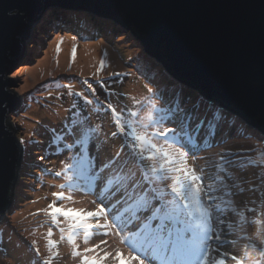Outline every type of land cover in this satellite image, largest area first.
Masks as SVG:
<instances>
[{
	"label": "bare ground",
	"instance_id": "6f19581e",
	"mask_svg": "<svg viewBox=\"0 0 264 264\" xmlns=\"http://www.w3.org/2000/svg\"><path fill=\"white\" fill-rule=\"evenodd\" d=\"M50 2L51 4H53L55 3V0H50ZM39 21L35 23L34 27L39 24ZM41 25L43 26V24ZM44 26L49 29L50 25L45 24ZM58 33L60 32L57 29L50 30V35H56ZM137 41V45L140 46L145 54L143 55L144 57H153L157 59V57H155L154 55L146 52L145 47L140 39ZM50 47V52L44 59H42V66L44 67L38 69H30L27 71L25 77L26 85L24 88L29 86L32 82L51 76L50 74H53L56 69L64 70L65 68L71 69V67H74L75 70L72 71L81 72L83 74H88L92 71L101 72L107 67L110 68V71L119 68H124L125 70H127L129 66H132L133 70L137 69L134 63L131 65L126 60L127 57H130L129 53H124L120 44L111 38L103 37L98 42H95L94 38L92 39V37H87L85 38V40H82L80 38L70 36L69 34L58 35L50 44ZM35 49L36 47L33 45L32 51ZM135 52L140 54V52L137 50H135ZM143 56L142 58L145 59ZM145 60L146 61L142 67L138 65V74L133 75V79L128 84V89L133 92V95H135L136 97L138 96L137 99L140 102L139 106L138 104L137 106H135L138 115L136 117V121L133 124L124 125V128H128L129 130H132L130 129V126H135L137 128L135 133H142L144 134V137L134 138V136H131L128 137L131 139L128 141L125 140L123 131L121 136L119 137L116 136V132L114 134L116 138L112 140V138L108 134V131L110 132V127L113 125L112 123H110L109 129L103 126L100 129L94 127L96 129V132L99 133L100 137L105 138V140H94L96 146L99 148L98 162L100 164V168L97 169V172L95 174L91 175L98 178L99 183L103 181L108 182L109 177H112L114 175L115 177H117L119 175V182L121 186L115 187V189H117V193L113 192V196H111V198L109 199V203L111 204L119 199L125 200V195L130 190L132 194L137 195V200L135 201H137L139 205L144 201L143 208L145 209V207L148 206V203L146 201H153V196L151 194H155V192L147 195L145 199L141 198L139 194L141 193L142 187L149 188V184H151L154 189H160L159 195H161V197L162 195H170L168 196L171 204L170 207L174 206L176 209L183 206L191 208L194 207L193 205L197 203L217 200V202L221 203L222 208L224 206L223 210L225 212V217L228 219L226 225L227 229L230 230V234L232 229L236 231V225L238 229L242 230V228L248 223L249 218H252V216L248 214L246 215V213L243 215L244 218L242 217V213L245 211L246 205L252 203L255 205L258 211L257 206L262 205V203L264 204V147H262L259 142L256 141V138L252 137H243L234 141L230 140L221 143H211L208 134L211 139H214V137L210 134L209 131L207 133L205 124L208 120L207 118H209L208 111H211L212 107H215L216 104L220 106L219 100H217L216 98L210 99L206 97L198 88L195 87L194 89L198 90L199 95L198 92L195 93L194 96L192 95L190 102H186L183 91L180 87L171 88L168 92H166L167 90L165 92L159 90V86H162L164 84L166 76H163V74L156 72L155 69H152L151 62H149V60L147 59ZM141 62L142 61H140L139 64ZM165 70L169 72L167 67L165 68ZM70 77L71 76L68 75L65 79L69 81ZM141 78L143 82L147 83L148 85L154 86L155 89H153V91H147L143 87V85H139L138 80ZM57 85L65 86V84H63L62 82ZM194 89L190 90L194 91ZM184 90L186 91V89ZM86 91L92 93V90L87 89ZM170 94L174 96L173 100ZM186 95L190 96L191 93L187 92ZM167 100L172 101L171 103H168ZM49 101L50 100H47L44 103H48ZM189 103H191V106L194 107L190 110V112L194 113L196 111L194 113V116H196V118H194L193 114L189 112H187L184 116L185 110L183 109H186L185 107L188 106ZM33 107L34 106L32 105V109ZM63 109V104L59 103L56 108L48 111H39L36 109L28 111L27 114L21 117V124L26 129V132L30 135L40 136L39 134L43 133L46 135V139L55 140L61 137L62 132L60 131V129L66 133V129L68 127L74 126L75 132L69 131L65 135L73 137L72 139L77 140L78 145L82 146L84 142L83 140H85V131H87L90 126L89 121L87 122V120H84L75 125L73 121L67 120V115L62 114ZM181 110L183 111V117L175 116L179 118L180 121L177 123L167 124V114L172 113L175 115V112L171 111ZM54 111H56L57 113H55ZM35 114L43 116L48 122V125L40 122L39 118ZM197 114L200 115L198 116ZM116 128L119 129L123 127L121 125L120 127ZM148 128L155 129L156 131L163 130L166 132V135L164 137H160L154 134L149 135L150 131L148 130ZM215 128L220 129L221 125L217 124ZM243 128L244 130L247 129L249 132H251V128L254 127H251L250 124L245 122V126ZM176 131H179V133H181V135L185 138L177 139V146L175 147L177 152H173V150L170 149V145L169 149H167V145L168 141H170L172 137L170 133ZM197 132H200L198 136L196 135ZM127 135H129V132H127ZM87 139L89 140V138ZM88 144L89 142L87 143V145ZM114 144L117 146L116 148L114 147ZM112 145L113 148L109 149L110 147H112ZM124 146L128 147L125 149V151L122 152L121 148ZM118 147H120V150L119 154L116 155ZM41 148L43 149L44 145L41 146ZM75 149H77V147L70 146L65 150H69L68 156H72L73 150ZM81 149L84 150V148L82 147ZM234 149H238V151H234ZM151 151H156L155 155H151ZM145 153H148L149 155L145 156V159L149 161V164H153L151 169H146L145 167L140 168L139 163H137L136 159H132V162L126 165L127 159H130L133 156H137V154L139 158L140 155H143L142 158H140L142 161ZM234 153L248 154L247 160H244L243 157H239L240 161L245 166L244 169L241 170L234 163H230V159L234 158ZM105 155L112 161L109 163L108 161H104ZM183 158H190L192 162H194L196 159H203L204 163L207 166L205 167L206 171L204 172V185L207 189L199 185V182L195 179L197 178V176L188 169L185 175V181L183 180L180 188L178 190L172 191V193L170 194V190H172L171 186L166 184L170 183L168 180L172 175L161 176L163 174V171L161 172V170H163L164 168L167 173L174 166L177 167V165L179 164L185 165ZM81 159L84 164H81ZM88 162L89 160L86 161L85 157L80 158V164L82 168H80L77 173L83 171L84 165L86 164L87 167L89 164ZM80 164H76L75 167H78ZM122 165H124V167L121 171ZM59 166V171H55L54 168H51L49 170V177L45 179L46 188L43 189L40 196L37 193L35 199L36 201L41 200L48 203L45 208L39 206L38 209H41L39 211H50L51 209H55L59 206L61 211L59 212V214L62 215V221L65 219L64 216L66 214L64 211L67 209V206H69L68 209L70 211V213L67 212L68 214H70L71 216L81 215L82 217L83 213L80 214L82 209L81 206L90 205L92 208H95L94 205H96V203L102 204L104 198L103 194L101 192L99 194H92L90 191L85 192L84 190L87 189V186L84 182H82V185L80 187L78 186V188L82 189L83 197L81 198H79V196L75 192H72L71 188L64 190L62 183L65 180H67L65 182H71V186L77 183V179H75L77 173H75V175L71 177L72 174H70L67 170V165L61 163ZM94 166L95 164L91 167ZM69 170H73V166ZM202 170V166L197 167V171L199 173H202ZM179 171L180 169L178 168L177 172ZM141 172L143 173V176H140ZM252 173L254 176V183L256 181L257 182L252 186L250 184L252 180H247V184L249 185L245 189L246 191L248 190L249 192H251L252 195L246 196L241 193H236V190H243L245 188L246 180L244 179V175L246 177V175H251ZM145 177H148V181L145 180ZM172 177L175 176L173 175ZM138 180L141 181L143 186H140L137 183ZM132 182H135L136 186L135 188L130 189ZM110 186L111 185H109L108 187ZM54 198L56 200L55 202L53 201ZM258 199H261V202H257ZM161 200L165 202L163 197ZM57 202L60 204L58 205ZM57 210L58 209H56V211ZM47 220H49V215L45 213H40L37 215L28 214L24 216L22 222L19 225V228L21 227L24 231L26 230L31 232V228H41L44 225L42 224V222H46ZM200 220H203L201 216ZM54 221L55 225H52L54 227V246H47L48 241L44 238H41L40 236H37L33 240L32 247L29 248L25 244L27 236H25L26 238L24 237L23 239V237H21L19 234V229L15 232V234H13V232L10 230L0 231V237H6L11 240V243H13V245H11V250L12 252H14L13 254L18 257V259L16 260V258L13 257L12 260L14 262H17L18 264H43L39 251L45 249L47 251L48 259L50 262H53V260L57 258V255L59 253L65 254L66 252H68L71 253L72 256L68 260V262H65L64 264H96L97 261H95V255L91 253V251H89L90 256L87 262L80 261L78 258L79 255L84 254V252H86L90 246L94 247V244H91V242L95 240L88 238L85 240L86 243H84L83 238L79 236V232L73 231L71 229V227L75 229L73 226L70 227L69 225H67L61 227L59 224H56L57 219H54ZM263 221L264 207L261 209V211H258L256 225H254V228L257 231V241L260 240V235L264 233V228H261L263 226ZM98 227L101 231H103L105 236H108V232L110 230L109 224H98ZM60 228L63 230H61ZM115 228H118V226H114L112 230ZM154 228L160 231H164L166 229L162 226H156ZM42 230L43 229H38L37 231L41 232ZM240 232L241 231L239 230V233ZM17 233L19 234V236L16 235ZM81 234L82 236L85 235L84 233ZM42 237L45 236L42 235ZM163 237L166 241H169L171 239L170 235L166 233L163 234ZM183 237L185 238V240L191 243L200 242V238L197 235L190 233L189 231H185ZM152 239L155 240L156 238L152 237ZM248 241L250 240H246V242L242 244V250L244 249L243 256L241 255V253L235 250L233 245L222 248L223 251H219V248H217L215 253L220 252L219 256L221 255L222 260H224L226 263L227 258L234 252L236 255L241 257V260H239L238 264H252L255 261L256 255L261 254L264 257V248H262L258 243L256 245L257 252L254 254V247H252L253 243ZM87 243H89L90 246H87ZM102 251L103 250L101 248L98 249V255H100V257L104 258L105 260L106 256ZM115 256L120 257L119 254H115ZM87 257V255L84 256V258L86 259ZM184 260L188 264L192 262L191 259L185 257ZM120 261L123 263V257H120ZM101 264L107 263L101 259ZM182 264L184 263L182 262ZM229 264L236 263H234V261H231Z\"/></svg>",
	"mask_w": 264,
	"mask_h": 264
},
{
	"label": "rangeland",
	"instance_id": "374dc122",
	"mask_svg": "<svg viewBox=\"0 0 264 264\" xmlns=\"http://www.w3.org/2000/svg\"><path fill=\"white\" fill-rule=\"evenodd\" d=\"M67 7V6H66ZM50 9H48L40 18H39V24L33 27L32 32L30 34L29 40L25 44L23 50L21 51V56L19 58H14L16 61L13 64V71L10 73H7L8 77L14 78L18 81V84L16 86H11L13 90H17L19 93L22 94V98L24 99L23 104H20L18 107L15 108V110L10 112V116L13 117L15 125L17 126L20 135L23 140V150H22V156L20 161V167L19 171L17 172V182L14 188V198L12 203L9 205V207L3 212L2 215H0V231H12L13 234L19 229V234L21 237L27 236L25 240V244L31 248L33 245V240L35 237L40 236L41 238H44L48 241L47 246H54V239H53V233H54V227L52 225H55V221L57 219V223L61 227L71 225L74 228L77 227V224L75 222H72L73 220H81L84 222L90 215L94 216V219L90 222V226L97 225V224H106L104 220H102L100 213L102 210L97 206L94 205L95 208H92L90 205L81 206V212L83 213L82 217L81 215H78V217L75 219L74 216H71L69 211V206H67V209L65 212V219L61 221V214H59L60 207L58 206L55 209H51L50 211H39L41 209H38L39 206L45 208L47 206V202H43L41 200L36 201L37 193L39 196L41 195V192L43 189L46 188L45 185V179L49 177L48 173L51 168H54L55 171H59L60 164L64 163L67 165V170L69 171L71 177L77 173V167L75 165L77 162L80 161V158L85 157L86 161L89 160V165L85 167L84 172L94 173L95 168L99 166L98 162V151L99 148L96 146L94 140H105V138L100 137L99 133L96 132L97 128L107 127L109 129L110 123L113 125L110 127V132L108 131L109 136L113 139L116 138V136H121L122 132L124 134L125 140H131L128 137L134 136V138H143L144 134L139 133L136 134L137 128L135 126H130V129L128 130L124 128V125L127 124H133L136 121L137 117V109L135 106H139L140 102L138 101V96L136 97L133 95V92L128 89L129 82L133 79V75H137V69L138 65L141 67L145 63V59L149 60L151 62V68L155 69L156 72H159L161 74H164L163 76H167L165 80V84H169V86L172 88H181L183 91V95L186 99V102H190L192 95L194 96L195 93L198 92V90L192 91L190 87L186 86L183 82L178 80L173 74L165 70L164 64L161 60H155V58H147L143 55L144 52L138 46V41L140 38L128 31L125 27L114 21L113 19H110L108 17L100 20H96L95 17H93V14L99 17V15L89 12L86 10H78V8L72 9L71 7L65 8L64 14H57L55 17H59L58 19H68L73 20L75 23V27L77 29H85L89 31V34L91 35L94 30H98L99 27L103 29V32L98 33L97 36L100 37H94V41L98 42L103 37L111 38L114 41L118 42L122 48V51L124 53H129L130 57H127L126 60L131 65L134 63L137 67V69L133 70L132 66H129L127 70L124 68L115 69L113 71H110V68L107 67L105 70L101 72H90L88 74H83L81 72H74L72 70H75L74 67H71V69L65 68L64 70L56 69L53 74H50L51 76H48L46 78H42L38 81L32 82L29 86L25 87V77L26 73L30 69H38L42 66V59L48 55L50 52V44L53 42V40L58 36L62 34H69L72 36H75L78 34V32H71L69 31V28H65L63 26H60V28H65L66 31H60V33L56 34V36L50 35V30L57 29V25H51V20L47 19V14ZM69 13L74 17L73 19L67 18L69 16ZM56 15L55 13H53ZM62 15V17H61ZM52 16V15H51ZM103 18V17H99ZM67 21V20H66ZM43 24V26L41 25ZM45 24H49V29L44 26ZM42 26V28H41ZM99 26V27H95ZM41 28V30H40ZM45 29V30H44ZM71 30H74L71 28ZM98 31H96L97 33ZM80 33V32H79ZM81 34V33H80ZM91 37V36H89ZM80 38V37H77ZM82 40H85V38H80ZM93 39V38H92ZM91 40V39H90ZM35 46L36 49L32 51V46ZM52 46V45H51ZM135 50L139 51V53L135 52ZM33 56V57H32ZM142 56L145 58L143 59ZM19 59V60H18ZM142 61L140 64L139 62ZM98 65V64H97ZM17 66V67H16ZM158 69V70H157ZM135 73V74H133ZM70 75V80L67 81L65 78ZM60 82L65 84V86L57 85ZM73 82V83H72ZM139 85H143V87L147 91H153L155 89L154 86L148 85L147 83L142 81V78L138 80ZM59 87H57V86ZM183 85V86H182ZM167 87V86H164ZM170 87H167V91L164 89V92L170 91ZM92 90V93L87 92L86 90ZM186 89V91L184 90ZM187 92H190L191 95L187 96ZM149 93V92H148ZM168 95V93H167ZM171 97H173L172 94H170ZM199 95V92H198ZM42 96V97H40ZM47 100H50L48 103H44ZM168 103H171V100H167ZM61 103L64 106V109L62 110V114L67 115V120L73 121L75 125H77L79 122H82L84 120L89 121V128L87 131H85V140H83L82 146L78 145L77 140L72 139L73 137L67 134V132L74 131L75 127L71 126L66 129V133L60 129L62 132L61 137L58 139H46V135L43 133H40V136H34L30 135L26 132V129L21 124V117L25 114H27L28 111H32L34 109L39 111H48L53 108H56L58 104ZM216 104V103H215ZM32 105L34 106L32 109ZM185 106V103H184ZM50 107V108H49ZM211 107V106H209ZM49 108V109H48ZM185 113L187 112L193 114L190 112L191 109L194 107L191 106V103H189L188 106L185 107ZM198 109V108H195ZM57 113L56 111H54ZM175 112V115L172 113L167 114L168 117V123H177L180 121L179 118L175 116L183 117V111H171ZM209 112V118L208 123L205 124L206 131L210 132V134L214 137V139H211L209 134V140L211 143H221L226 141H234L236 139H240L243 137H252L256 138L257 142L264 147V133L259 131L258 129L251 128V132H249L247 129L244 130L245 121L240 119L236 114H234L230 109H228L226 106H218L216 104L215 107H212L211 111ZM40 122H43L48 125V122L45 120V118L39 114H35ZM198 116L200 114H197ZM227 116V117H226ZM226 117V118H225ZM144 122V121H143ZM121 124L123 128L117 129L116 127H120ZM217 124L221 125L220 129H216L215 126ZM252 127V126H251ZM247 128V127H246ZM150 131V128H148ZM227 130V131H226ZM227 135H226V132ZM117 132L116 136L114 134ZM119 132V133H118ZM127 132H129V135H127ZM152 133H157L154 135L165 134V131H155L154 129H151ZM150 133V132H149ZM150 133L149 135H153ZM159 133V134H158ZM176 133H179V131H176L172 134L177 135ZM200 132H197L196 135L198 136ZM223 133V134H222ZM225 134V135H224ZM74 135V134H73ZM89 138V140L86 138ZM123 136V135H122ZM117 137V138H118ZM185 138V137H184ZM45 142V143H44ZM89 144L87 145V143ZM44 148L42 149L41 146ZM134 144V143H133ZM137 144V143H136ZM177 139H171L168 141L167 149H169V145L171 146V150L173 152H177L175 147L177 146ZM75 146L77 149L73 150V155L68 156L69 150H65L67 147ZM84 148L83 149H81ZM114 147L117 146L114 144ZM128 146H124L121 148V151H125V149ZM110 147L109 149H112ZM120 147H118V150L116 152V155L119 154ZM234 151H238V149H234ZM121 152V153H122ZM137 152V151H136ZM229 152V151H228ZM233 152V150H232ZM156 151H151V155H155ZM115 155V157H116ZM143 155H140V158H142ZM145 156H149L148 153L144 154L143 160L137 156H133L130 159H127L126 165L132 162V159H136L137 163H139L140 168H146L151 169L153 164H149V161H147ZM234 158L230 159V163H234L237 167H239L241 170L244 169L243 163L240 161L239 157H243L244 160L248 159L247 153H239V154H233ZM114 158V157H113ZM78 159V160H77ZM104 161L111 162L110 158H108L106 155L104 156ZM183 161L186 163L183 167H185L184 171L180 174L177 172V167L174 166L171 168L167 173L164 170L163 174L161 176H170L174 175L175 177L170 176L169 177V184L172 186V190H170V194L174 190H178V188L182 184V180L185 177V173H187L188 169L191 170L197 178L196 181L199 182L200 186H203V188L207 189L204 185V172L206 171V164L204 163L203 159H196L194 162H192L189 158H183ZM94 167H91L94 165ZM73 166V170H69ZM202 166L203 170L202 173H199L197 171V167ZM121 167V166H120ZM124 165H122L123 170ZM143 172V171H142ZM141 172L140 176H143V173ZM166 173V174H165ZM95 174V173H94ZM139 176V177H140ZM138 177V178H139ZM253 173L251 175H244V179L246 180V185L243 190L238 189L235 192L241 193L246 196L252 195L251 192L245 189L249 184H247V180H252L251 185L253 186L254 179H253ZM71 179V178H70ZM116 182L113 185L114 189L115 187H120V180L119 175L116 177ZM145 180L148 181V177H145ZM67 181V180H65ZM63 182V188L64 190L71 188L72 192H75L79 198L83 197L82 189L78 188L79 185L74 184L71 186V182ZM137 183L140 186H143L141 181L138 180ZM101 184L104 187H107L108 183L101 182ZM77 189V191H76ZM113 188H108V190H112ZM131 189V188H130ZM153 187L151 184H149V188L142 187V190H144V193H149L153 191ZM74 190V191H73ZM141 190V191H142ZM117 193V189L114 190ZM53 192V191H52ZM60 192V191H59ZM154 192V191H153ZM112 193V192H111ZM110 193V194H111ZM131 193L130 190L127 192V194ZM247 193V194H246ZM109 194V193H108ZM135 195V194H133ZM170 196V195H168ZM167 195H162L164 201L168 204H170V200L168 199ZM168 199V200H167ZM55 202V198L53 199ZM257 202H261V199H258ZM58 203V202H57ZM158 205H162V202L159 200V202H155ZM60 203H58L59 205ZM221 204V203H220ZM220 204L218 203L213 204V202H201L197 203L194 206V211H189L186 206H183L185 211H188V215L191 217H194V219L197 220V222H203L205 215L209 216L212 214L213 221H214V227L212 231H210L207 235H205V240L210 241L211 237L214 236V247L215 250L219 248V251H223L222 248H226L229 245H233L235 250L243 256L244 249L242 250V244L246 242V240H250L248 242L253 243L252 247H254V254L256 251V245L259 243L262 248H264V233L260 235V240L257 241V231L254 228V225H256L257 220V213L258 211H261V209L264 207V204L258 205V211L254 204L250 203L246 205L245 211L242 213V217L244 218V214L252 216L248 220V223L241 229L237 228L236 225V231L234 229L230 230L227 229L226 223L228 222V219L225 217V212H221ZM224 208V206H223ZM56 209H58L56 211ZM68 212V213H67ZM23 213V214H22ZM45 213L49 215V220L46 222H42L44 224L41 228L33 229L31 228V232L24 231L21 227L19 228L20 223L22 222L25 215L28 214H40ZM200 216L203 218V220H200ZM239 219V218H238ZM68 222H67V221ZM196 222V221H195ZM238 222V221H237ZM242 224V223H241ZM261 228H264V221L263 226ZM38 229H43L41 232H38ZM61 229V228H60ZM245 229V230H243ZM63 230V229H61ZM239 230L241 231L239 233ZM234 231V232H232ZM45 237H42V235ZM17 233L16 235L19 236ZM31 234V235H30ZM250 235V237H249ZM95 241L91 242V244H94L93 246H90L89 243H87V246H90L89 249L84 252V254L79 255V260L83 262H87L89 260V251L95 255V261L96 264H101V259L105 261L107 264H147L140 262L137 259H134L132 257V251L134 250V245L131 243H128L126 236H121L118 234L116 230H111V232L108 233V236H105L104 234H99L95 238H93ZM224 239V240H223ZM254 239V240H253ZM83 242H85V239L83 238ZM11 240L8 238L0 237V264H18L17 262H14L12 260L13 257L18 259V257L13 254L11 250ZM43 247V246H42ZM97 247V248H95ZM102 249L103 253L105 254L106 258H101L100 255H98V249ZM52 249V247H51ZM41 254V261L43 264H64L65 262H68V260L71 258V253L66 252L65 254L59 253L57 255V258L53 260V262H50L48 259L47 251L45 249H42L39 251ZM220 253V252H219ZM219 253H216L215 255H212L211 261L208 262V264L216 263V264H229L231 261H234V263L238 264L239 260H241V257L236 255L234 252L227 258V263L222 260L221 255L219 256ZM115 254H119L120 257H123V263L120 261V257H116ZM88 256L87 259L84 258V256ZM115 257V258H114ZM259 259V262H258ZM257 262V263H256ZM252 264H264V257L263 255H256L255 261Z\"/></svg>",
	"mask_w": 264,
	"mask_h": 264
},
{
	"label": "water",
	"instance_id": "95a60500",
	"mask_svg": "<svg viewBox=\"0 0 264 264\" xmlns=\"http://www.w3.org/2000/svg\"><path fill=\"white\" fill-rule=\"evenodd\" d=\"M113 19L184 84L264 133V0H55ZM50 0H0V215L12 203L23 140L8 77ZM17 67V66H16ZM256 122V124H255ZM263 127V128H260Z\"/></svg>",
	"mask_w": 264,
	"mask_h": 264
},
{
	"label": "clouds",
	"instance_id": "9594fccd",
	"mask_svg": "<svg viewBox=\"0 0 264 264\" xmlns=\"http://www.w3.org/2000/svg\"><path fill=\"white\" fill-rule=\"evenodd\" d=\"M65 8H69V7H66V6H61V5H56L55 3H53V4H51V6L48 8V9H50L49 10V12H48V14H47V19H50L51 20V25L53 24V25H57L58 26V28H57V30H59V32L60 31H66V30H64L65 28H69L70 30L69 31H71V32H73V31H75V32H78V34L77 35H75V36H73V37H80V38H87V37H89V36H91L92 38H94V37H96L97 35H98V33H101V32H103V29L101 28V27H99V26H95V27H99V29L98 30H96V31H98L97 33H96V31L94 30V32L90 35L89 34V31L88 30H85V29H77L76 27H75V23L73 22V20H68V19H58L59 17H55V16H57V14H59V12H61V14H64V12H65ZM72 9H75L74 7H71ZM47 9V10H48ZM46 10V11H47ZM78 10H86V9H80V8H78ZM45 11V12H46ZM86 11H89V12H93V11H91V10H86ZM53 13H55L56 15H54ZM93 13H95V14H97V15H99V17H103V18H100V19H104V18H106L105 16H103V15H100V14H98V13H96V12H93ZM52 15V16H51ZM61 17H62V15H61ZM93 17H95L96 18V15H94L93 14ZM67 18H70V19H73L74 17H72V15L69 13V16L67 17ZM39 21V19L37 20V22ZM36 22V23H37ZM60 26H63V27H65V28H60ZM71 28H73L74 30H71ZM100 30H101V32H100ZM81 34H80V33ZM67 33H65V34H62V35H66ZM54 36H56V35H54ZM70 36H72V35H70ZM97 37H100V36H97ZM12 59L14 60V57H12ZM20 59V58H19ZM18 59V60H19ZM155 60H157L156 58H155ZM15 61V60H14ZM164 67L166 68V66L164 65ZM170 72V71H169ZM171 73V72H170ZM172 74V73H171ZM8 75V74H7ZM174 76V75H173ZM178 79V78H177ZM179 80V79H178ZM165 81H168L167 79L166 80H164V84L162 85V86H159V90H161V91H164V89L165 90H167V87H170L169 86V84H168V86L165 84ZM186 85V84H185ZM164 86H167V87H164ZM183 86V85H182ZM186 86H188V85H186ZM188 87H190V88H192V89H194V87H191V86H188ZM171 88V87H170ZM173 88V87H172ZM7 89L8 90H13L12 88H11V86H8L7 87ZM40 97H42V96H40ZM174 99V96L172 97V100ZM171 100V101H172ZM23 101H24V99L22 98V101H21V103L20 104H23ZM19 104V105H20ZM18 105V106H19ZM17 106V107H18ZM13 110H15L13 107H11V109H10V111H9V113H8V115L10 114V112L11 111H13ZM206 123H208V120H207V122ZM45 143V142H44ZM44 143H43V145H44ZM22 156V155H21ZM20 161H21V159H20ZM81 162H83L82 161V159H81ZM80 163V161L79 162H77V165ZM89 165V164H88ZM98 168H100V165L99 166H97L96 168H95V172H97V169ZM84 171V170H83ZM88 176H91L88 172L86 173ZM75 175V174H74ZM73 175V176H74ZM91 179V178H90ZM109 179H111V180H113V181H117L116 180V177H115V175L114 176H112V177H109ZM86 180V179H85ZM89 180V179H88ZM135 182H132L131 183V186H130V188L131 189H133V188H135ZM153 190H155L154 192H155V194H151V193H153V191L152 192H149L148 193V195L149 194H151L152 196H153V202L155 203V202H159V199H162V197H161V195H159V191H160V189H153ZM126 192V191H125ZM142 193H144V190H142L141 191ZM158 199V200H157ZM164 203V208H165V211H167V206L168 205H171V204H167L166 202H163ZM177 217H178V215H177ZM76 220H73L72 222H75ZM174 221H176L175 219L173 220V221H171V219H170V221L169 222H167V223H165V225H167V227L169 228V227H171V224L174 222ZM184 221V220H183ZM183 221H181L180 222V224H181V226L182 227H184V229H185V231H189L190 233H192V234H199L201 231H203V228H201V229H198L197 227H199L200 225L197 223V222H193V227H191L190 226V223H184ZM164 233H166V234H168V235H170V237H171V239L169 240V241H166L167 243H169L170 241H172V240H177V239H179V238H181V237H183L184 236V233L185 232H183V233H181V235L180 234H177L174 230H172V231H165ZM163 239H164V237H163ZM187 243H188V241H187ZM194 253V251L193 250H191L190 251V254H193Z\"/></svg>",
	"mask_w": 264,
	"mask_h": 264
},
{
	"label": "trees",
	"instance_id": "16d2710c",
	"mask_svg": "<svg viewBox=\"0 0 264 264\" xmlns=\"http://www.w3.org/2000/svg\"><path fill=\"white\" fill-rule=\"evenodd\" d=\"M96 20H100V18L99 17H97L96 16ZM101 21V20H100ZM168 67V66H167ZM164 75V74H163ZM167 77V76H166ZM168 78V77H167ZM255 124H256V122H255ZM259 126V125H258ZM260 127V126H259ZM260 128H263V127H260Z\"/></svg>",
	"mask_w": 264,
	"mask_h": 264
}]
</instances>
